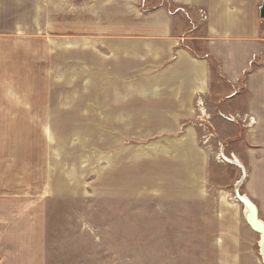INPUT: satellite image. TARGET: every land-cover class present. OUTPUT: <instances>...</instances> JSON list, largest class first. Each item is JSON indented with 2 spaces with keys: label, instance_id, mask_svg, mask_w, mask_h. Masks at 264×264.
I'll return each mask as SVG.
<instances>
[{
  "label": "rangeland",
  "instance_id": "1",
  "mask_svg": "<svg viewBox=\"0 0 264 264\" xmlns=\"http://www.w3.org/2000/svg\"><path fill=\"white\" fill-rule=\"evenodd\" d=\"M75 16L0 0V264H262L234 194L264 224V149L139 97L156 72L140 38L131 74L111 51L125 36L94 41Z\"/></svg>",
  "mask_w": 264,
  "mask_h": 264
},
{
  "label": "crops",
  "instance_id": "2",
  "mask_svg": "<svg viewBox=\"0 0 264 264\" xmlns=\"http://www.w3.org/2000/svg\"><path fill=\"white\" fill-rule=\"evenodd\" d=\"M261 3L262 0H156L155 7L150 8L148 4L143 7V0H61L63 8L66 6L73 15L76 12L78 32L86 31L94 41L125 36L123 46H114L111 51L116 55L123 49L131 74L133 40L140 38V59L144 60L147 51L148 57L156 59V72L149 73L155 80L150 81L151 75L148 82L140 84L139 97L155 99L165 108H177L173 111L177 118L191 115L193 107L201 118L200 107L206 110L205 118L215 134H246L256 150L264 149ZM143 65L147 70L151 66ZM245 117H253L255 123L244 125L241 120ZM235 138L240 140L239 136ZM263 197L264 193L257 201L263 202ZM262 213L264 217L263 210ZM23 263L36 264V260Z\"/></svg>",
  "mask_w": 264,
  "mask_h": 264
},
{
  "label": "bare ground",
  "instance_id": "3",
  "mask_svg": "<svg viewBox=\"0 0 264 264\" xmlns=\"http://www.w3.org/2000/svg\"><path fill=\"white\" fill-rule=\"evenodd\" d=\"M254 119V118H253ZM233 159H234V161H233V163L235 162V163H239L238 165H240L241 164V162L237 159V158H234L233 157ZM232 164V165H235L236 166V164ZM244 170V169H243ZM240 184V181H238V185ZM234 199L236 200V201H238L241 205H243V204H245V206H244V214H245V220L246 221H248V223H250V222H252L253 223V221L254 222H259V217L257 216L256 217V210H255V208H254V206H253V204L251 203V200H250V198L248 197V196H246V195H244V194H241V193H238L237 191H236V195L234 194ZM243 208V207H242ZM243 214V213H242ZM247 217V218H246ZM261 221V220H260ZM255 231V230H254ZM256 232V231H255ZM258 235H259V240H258V242L260 243L259 245H258V251H260L259 252V257H260V260H261V263L262 264H264V259L262 258V253H261V249L259 250V248L261 247L262 248V240H263V233L261 232V236H262V240L260 241V234H259V232H256Z\"/></svg>",
  "mask_w": 264,
  "mask_h": 264
},
{
  "label": "water",
  "instance_id": "4",
  "mask_svg": "<svg viewBox=\"0 0 264 264\" xmlns=\"http://www.w3.org/2000/svg\"><path fill=\"white\" fill-rule=\"evenodd\" d=\"M259 16L261 18H264V0H262V3H261V6L259 8ZM254 206V205H253ZM255 210H256V217H257V209L256 207L254 206ZM252 228L256 231V232H259L260 234V241L262 240V236H261V232L263 233V240H262V248L260 247L259 250L261 249V253H262V258L264 259V224L262 223V221L259 220V222H250L249 223ZM258 244H260L258 242Z\"/></svg>",
  "mask_w": 264,
  "mask_h": 264
},
{
  "label": "built area",
  "instance_id": "5",
  "mask_svg": "<svg viewBox=\"0 0 264 264\" xmlns=\"http://www.w3.org/2000/svg\"><path fill=\"white\" fill-rule=\"evenodd\" d=\"M199 108V107H198ZM229 119H231V120H235V118L234 117H232V116H229L228 117ZM241 122L244 124V125H246V126H249L250 124H254L255 123V120L253 119V117H249V119H247L246 117L245 118H243L242 120H241ZM211 134V133H210ZM218 160L220 161V162H222V163H226V164H234L233 163V161H234V159H233V154H230L229 156H224V154L222 153V152H220V149H219V153H218ZM237 166H240L241 167V164L240 165H238L237 163H235Z\"/></svg>",
  "mask_w": 264,
  "mask_h": 264
}]
</instances>
